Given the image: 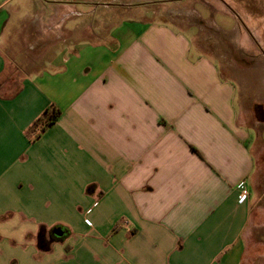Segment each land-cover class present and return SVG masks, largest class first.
Masks as SVG:
<instances>
[{
  "label": "crops",
  "instance_id": "crops-1",
  "mask_svg": "<svg viewBox=\"0 0 264 264\" xmlns=\"http://www.w3.org/2000/svg\"><path fill=\"white\" fill-rule=\"evenodd\" d=\"M79 5L0 0V264H243L263 101L166 23L73 38Z\"/></svg>",
  "mask_w": 264,
  "mask_h": 264
},
{
  "label": "rangeland",
  "instance_id": "rangeland-1",
  "mask_svg": "<svg viewBox=\"0 0 264 264\" xmlns=\"http://www.w3.org/2000/svg\"><path fill=\"white\" fill-rule=\"evenodd\" d=\"M90 1L92 7H78L87 14L65 20L64 27L73 38L100 39L96 34L112 31L121 21L166 23L190 36L194 55L202 51L212 55L224 74L236 75L251 97L264 104V56L260 53L264 50V0ZM246 115L258 132V141L252 180L255 201L244 233L243 264H264V109Z\"/></svg>",
  "mask_w": 264,
  "mask_h": 264
},
{
  "label": "trees",
  "instance_id": "trees-1",
  "mask_svg": "<svg viewBox=\"0 0 264 264\" xmlns=\"http://www.w3.org/2000/svg\"><path fill=\"white\" fill-rule=\"evenodd\" d=\"M60 115L61 112L55 107H53L52 109L46 111L44 117L39 120L40 123L38 124V126L41 125L42 130H45V128L55 122Z\"/></svg>",
  "mask_w": 264,
  "mask_h": 264
},
{
  "label": "built area",
  "instance_id": "built-area-1",
  "mask_svg": "<svg viewBox=\"0 0 264 264\" xmlns=\"http://www.w3.org/2000/svg\"><path fill=\"white\" fill-rule=\"evenodd\" d=\"M247 198H248V193H246V191H243L241 194L240 202L243 203L244 201H246ZM87 223L90 224L89 221H87Z\"/></svg>",
  "mask_w": 264,
  "mask_h": 264
},
{
  "label": "flooded vegetation",
  "instance_id": "flooded-vegetation-1",
  "mask_svg": "<svg viewBox=\"0 0 264 264\" xmlns=\"http://www.w3.org/2000/svg\"><path fill=\"white\" fill-rule=\"evenodd\" d=\"M254 41L256 44L260 45L261 43L259 42V40L256 37H253ZM261 46V45H260ZM260 53L264 56V50L262 48V50H260Z\"/></svg>",
  "mask_w": 264,
  "mask_h": 264
},
{
  "label": "water",
  "instance_id": "water-1",
  "mask_svg": "<svg viewBox=\"0 0 264 264\" xmlns=\"http://www.w3.org/2000/svg\"><path fill=\"white\" fill-rule=\"evenodd\" d=\"M58 234L61 236L63 234L62 230H58Z\"/></svg>",
  "mask_w": 264,
  "mask_h": 264
}]
</instances>
